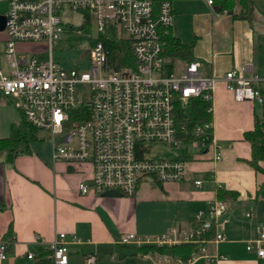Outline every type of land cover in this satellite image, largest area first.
Masks as SVG:
<instances>
[{"label": "built area", "instance_id": "1", "mask_svg": "<svg viewBox=\"0 0 264 264\" xmlns=\"http://www.w3.org/2000/svg\"><path fill=\"white\" fill-rule=\"evenodd\" d=\"M0 1L7 5L6 68L0 67V101L13 98L21 117L48 133L52 162L90 167L89 183L77 185L81 195L117 191L130 196L145 179L181 182L186 176L184 161L151 158V145L191 147L198 152L213 145L211 122L195 126L191 132L195 139L188 143L178 135L177 106L204 99L210 102L207 111L211 114L217 79L201 75L196 60L181 61L177 71L173 60L169 72L164 49L173 22L172 0ZM74 16L82 20L79 27L70 20ZM82 28L89 32V69L66 70L53 59V48L62 39L72 42ZM123 41L130 48L126 57L117 47V42ZM27 45L33 47L25 48ZM123 61L132 65H122ZM222 80L236 101L263 103L260 90L236 70L226 72ZM54 137L60 141L55 143ZM214 158L218 160L220 154ZM194 184L200 186L201 181ZM225 208L224 200L210 201L194 214L193 225L186 231L171 230L156 236L127 233L121 243L156 247L194 243L197 249L187 260H175L190 264L205 252L206 242L225 239L221 232ZM245 216L253 217L251 212ZM78 241L60 232L44 246L52 252L54 264H68L67 245ZM5 247V241L0 240V261L5 259ZM246 249L264 257L263 227H255V237ZM33 256L28 250L27 259ZM202 257L208 264L224 259ZM95 260V255L86 254L83 262L95 264Z\"/></svg>", "mask_w": 264, "mask_h": 264}, {"label": "crops", "instance_id": "2", "mask_svg": "<svg viewBox=\"0 0 264 264\" xmlns=\"http://www.w3.org/2000/svg\"><path fill=\"white\" fill-rule=\"evenodd\" d=\"M239 10L236 2L233 11ZM252 12L248 21L233 18L208 0H172L170 34L182 43L193 42L192 57L200 63L201 75L217 79L211 99L213 145L203 153L186 147L175 158L185 163L181 182L145 179L130 196L81 195L77 185L89 183L88 165L52 162L51 154L43 158L33 150L13 164L0 156V240L11 225L0 264H32L27 251L37 242H51L60 232L68 239H79L67 245L68 264H84L86 254L95 255V264H188L175 261L168 252L140 253L135 244H122L121 237L186 231L193 225L194 214L218 199L220 190L236 193L235 199L224 200L226 222L221 232L225 239L206 242L205 252L190 264H208L204 255L223 257L217 264H264V257L246 249L255 237V227L264 228V172L247 163L250 144L244 139L255 117H262L264 100L261 104L236 101L222 80L226 72L236 70L264 99V1L255 0ZM5 40L6 33L0 31V53ZM20 119L12 105L0 101V139ZM195 180L201 185L196 186ZM246 212L253 217L247 218Z\"/></svg>", "mask_w": 264, "mask_h": 264}, {"label": "trees", "instance_id": "3", "mask_svg": "<svg viewBox=\"0 0 264 264\" xmlns=\"http://www.w3.org/2000/svg\"><path fill=\"white\" fill-rule=\"evenodd\" d=\"M255 0H211L216 3L220 10H227L233 18H243L251 21L253 15V2ZM264 1V0H263ZM236 2L240 6L237 14L234 13V5ZM113 43H116L113 41ZM118 50L120 48L125 52L130 48L127 41L117 42ZM193 42L182 43L178 38H175L170 33L165 37L164 56L167 58V68L169 72L172 71V61L174 59H181L186 62L194 60L192 57ZM132 65L131 61H123L122 65ZM115 65V67H118ZM261 94H263L261 92ZM210 102L204 99H194L188 101L184 105H178L176 108V126L178 135L185 142L193 141L195 138L192 135V130L197 125H204L210 122L211 114L207 111ZM40 130L31 126L23 117L16 124H11L9 135L6 138L0 139V156L3 157L4 162L13 164L14 160L25 154L32 152V144L37 141ZM244 139L250 144V159L247 163L255 170L264 172V110L261 118L254 120L253 129L244 133ZM203 153V152H201ZM236 193L223 190L219 191L218 199L231 200L235 199ZM11 237V225L8 226L7 232L2 236L1 241H7ZM197 249L194 243H179L170 246L156 247L152 245H141L136 247L140 253L149 251H157L160 253L168 252L174 258L181 261L187 260L192 253ZM34 256L31 259L32 264H54L53 254L49 249L42 245L37 244L30 249Z\"/></svg>", "mask_w": 264, "mask_h": 264}, {"label": "rangeland", "instance_id": "4", "mask_svg": "<svg viewBox=\"0 0 264 264\" xmlns=\"http://www.w3.org/2000/svg\"><path fill=\"white\" fill-rule=\"evenodd\" d=\"M7 10V5L0 1V14H4ZM75 27L81 25V18L79 16H74L70 19ZM33 45H27L25 48L31 49ZM90 48L89 32L86 29L82 28L79 37H76L72 42H68L62 39L54 48L52 52L53 59L64 69H74L88 71L89 69V60H88V50ZM4 53V51L2 52ZM0 53V67L5 66L4 54ZM43 54H46L44 52ZM41 56V55H37ZM174 70L177 71L181 67V61L179 59H174ZM85 89V90H84ZM83 90L86 93L87 88ZM83 91V94H84ZM11 101L7 102L9 105L14 104V99L11 98ZM3 102V101H2ZM14 107V106H13ZM39 139L32 144V150L36 153H39L43 158H48L51 154V139L48 136V133L44 130L39 132ZM53 141L55 143L60 141L59 137H54ZM190 151V149L188 150ZM186 152V147L184 146H168L162 143H155L151 145L149 156L154 159H175L179 155H182ZM191 152V151H190ZM48 161V160H47ZM5 256H6V251ZM3 263V262H2ZM98 263V262H97Z\"/></svg>", "mask_w": 264, "mask_h": 264}, {"label": "water", "instance_id": "5", "mask_svg": "<svg viewBox=\"0 0 264 264\" xmlns=\"http://www.w3.org/2000/svg\"><path fill=\"white\" fill-rule=\"evenodd\" d=\"M5 27V16L0 14V31H3ZM104 197H121L122 195L117 191H106L101 194Z\"/></svg>", "mask_w": 264, "mask_h": 264}]
</instances>
